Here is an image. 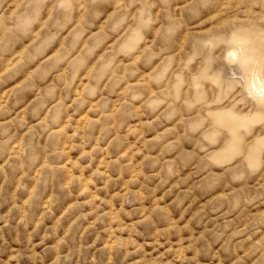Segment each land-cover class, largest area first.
<instances>
[{
	"label": "rangeland",
	"instance_id": "1",
	"mask_svg": "<svg viewBox=\"0 0 264 264\" xmlns=\"http://www.w3.org/2000/svg\"><path fill=\"white\" fill-rule=\"evenodd\" d=\"M0 264H264V0H0Z\"/></svg>",
	"mask_w": 264,
	"mask_h": 264
}]
</instances>
